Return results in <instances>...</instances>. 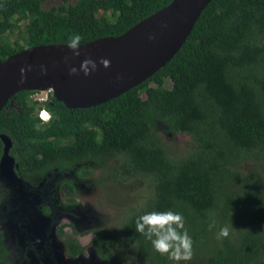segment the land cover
<instances>
[{
  "label": "trees",
  "instance_id": "obj_1",
  "mask_svg": "<svg viewBox=\"0 0 264 264\" xmlns=\"http://www.w3.org/2000/svg\"><path fill=\"white\" fill-rule=\"evenodd\" d=\"M0 0V60L34 46L118 37L173 0ZM19 41L6 35L21 30ZM168 80L172 87L167 88ZM22 91L20 109L0 113L16 174L24 184L56 177L62 210L78 206V183L103 172L110 183L138 177L152 195L132 210L122 232L94 230L92 244L113 264H264V0H212L187 41L143 84L96 107L68 109ZM51 119L43 122L39 112ZM162 135H184L193 148L172 157ZM4 142L0 137V161ZM0 193V204L2 201ZM182 214L192 238L189 260L157 252L136 230L149 211ZM228 236H220L221 227ZM72 257L84 252L60 230ZM0 264H11L0 239Z\"/></svg>",
  "mask_w": 264,
  "mask_h": 264
},
{
  "label": "water",
  "instance_id": "obj_2",
  "mask_svg": "<svg viewBox=\"0 0 264 264\" xmlns=\"http://www.w3.org/2000/svg\"><path fill=\"white\" fill-rule=\"evenodd\" d=\"M212 0H173L118 37L81 44L73 56L67 45L34 46L0 60V113L22 91L49 90L68 109L107 103L149 80L175 57L190 36L200 14ZM91 59L96 70L85 75L81 62ZM102 60L107 64L101 63ZM75 66L76 74L69 69ZM0 179L23 186L5 136Z\"/></svg>",
  "mask_w": 264,
  "mask_h": 264
},
{
  "label": "rangeland",
  "instance_id": "obj_3",
  "mask_svg": "<svg viewBox=\"0 0 264 264\" xmlns=\"http://www.w3.org/2000/svg\"><path fill=\"white\" fill-rule=\"evenodd\" d=\"M62 0H49L44 4V8L50 9L53 6L61 4ZM21 30L9 32L6 37L9 42L19 41L21 34L26 32L24 25ZM167 88L172 87V81L168 80ZM49 90L33 91L32 97L39 101L48 99ZM20 109L15 102L9 106V109ZM46 117H49L46 115ZM163 141L172 157L181 158L187 151L193 148L190 139L184 135H162ZM106 169L95 167L94 173L86 179H80L78 183V206L70 212L62 213L57 207L64 200V196L58 190L56 177H49L44 181L39 178L33 180L31 187L37 197L43 204H52L54 213L49 217L50 222L45 221L47 232L52 236L58 235V227L66 225L65 230L69 234H75L81 244L84 246V254L76 261H70L66 257L61 240L59 244L52 248L50 241V252L53 256L50 260L47 258V264H113V262L103 261L99 258L95 247L92 244L94 230L107 229L122 232L124 221L131 214L132 210L143 207L146 199L152 195L149 181L138 177L125 183L112 184L104 177L103 172ZM0 179V190L4 193V202L0 206V237H2L11 250L10 258L12 264H24L25 250L19 246L20 239L25 229L22 228V222H25L26 213L23 209L25 199L20 192L16 195L11 193L10 189H5V182ZM30 192V190H29ZM33 200V199H32ZM15 219L11 225L9 221ZM23 231V232H22ZM14 238V239H13ZM17 251L23 255L17 257ZM23 256V257H22ZM11 261V262H12ZM148 264V263H142Z\"/></svg>",
  "mask_w": 264,
  "mask_h": 264
},
{
  "label": "clouds",
  "instance_id": "obj_4",
  "mask_svg": "<svg viewBox=\"0 0 264 264\" xmlns=\"http://www.w3.org/2000/svg\"><path fill=\"white\" fill-rule=\"evenodd\" d=\"M81 35L73 34L68 41V48L73 56L80 55ZM101 63L108 62L102 60ZM85 75L96 70V62L86 59L81 62L79 68ZM70 74H76L78 69L73 66L69 69ZM48 115L49 117H46ZM39 118L48 122L51 115L46 110L39 112ZM136 230L150 240L153 248L161 253L167 254L173 261L189 260L192 255V238L185 228L184 218L181 213L172 210L149 211L137 217ZM228 228L221 227L220 236H228Z\"/></svg>",
  "mask_w": 264,
  "mask_h": 264
},
{
  "label": "flooded vegetation",
  "instance_id": "obj_5",
  "mask_svg": "<svg viewBox=\"0 0 264 264\" xmlns=\"http://www.w3.org/2000/svg\"><path fill=\"white\" fill-rule=\"evenodd\" d=\"M5 183L6 184L4 188L10 189L13 195H16L17 192H20L23 195L25 199V204H26V205H23V209L25 211L30 210L29 213L25 214L26 215L25 222L24 223L22 222V228L25 229V231L24 232L22 231L23 234H22V237L19 243V246H21L23 250H25V256H24L25 262H23L24 264H47V261L50 260V257L53 256L52 252H50L49 250L50 241L52 242V248H54L55 246L59 244L57 242L58 238L61 240L63 247H64V252L66 253V257L70 261H76L78 258H80L81 255L84 254L83 252L82 254H79L76 257H72L68 254L66 250L65 237H62L60 235V230H62L64 233L67 232L65 230L66 225H62L58 227V230H57L58 235L55 237L47 232L48 224H46L45 221L50 222L49 217L51 216V214L54 213V209L52 208V204L51 205L43 204L42 201L37 197V195L35 194L33 190L35 188L30 186V184L31 185H35V184L29 183L27 185L24 184L23 186H21L18 183H14L12 181H6ZM0 193L2 194V198H3L4 196L3 191L0 190ZM3 202H4V198L2 199L1 204ZM57 209L62 213L66 212L62 210L60 206L57 207ZM14 220L15 219L12 218L9 221L8 225H11ZM75 237L77 238L76 235ZM0 239L3 240V243L8 252V258L11 262L12 261L10 258L11 250L9 249V246L5 244L4 242L5 239H3L2 237H0ZM59 248H60V244H59L57 253L59 252ZM19 255L21 256L23 254L20 251H17V257ZM103 261H107V260H103ZM12 263L13 261L11 262V264Z\"/></svg>",
  "mask_w": 264,
  "mask_h": 264
},
{
  "label": "built area",
  "instance_id": "obj_6",
  "mask_svg": "<svg viewBox=\"0 0 264 264\" xmlns=\"http://www.w3.org/2000/svg\"><path fill=\"white\" fill-rule=\"evenodd\" d=\"M50 93H52V91H48V97H49V94H50ZM44 101H46V100H44Z\"/></svg>",
  "mask_w": 264,
  "mask_h": 264
}]
</instances>
